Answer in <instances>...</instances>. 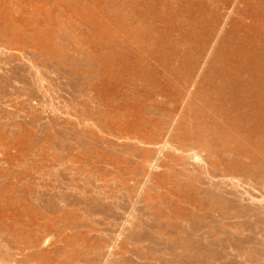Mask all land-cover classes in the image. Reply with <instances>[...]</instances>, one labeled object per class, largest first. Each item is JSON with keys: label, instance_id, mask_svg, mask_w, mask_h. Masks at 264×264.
<instances>
[{"label": "rangeland", "instance_id": "1", "mask_svg": "<svg viewBox=\"0 0 264 264\" xmlns=\"http://www.w3.org/2000/svg\"><path fill=\"white\" fill-rule=\"evenodd\" d=\"M0 264H264V0H0Z\"/></svg>", "mask_w": 264, "mask_h": 264}]
</instances>
